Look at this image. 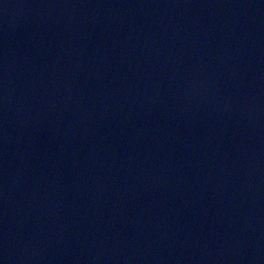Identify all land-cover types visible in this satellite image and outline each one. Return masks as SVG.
<instances>
[{
	"label": "water",
	"instance_id": "1",
	"mask_svg": "<svg viewBox=\"0 0 264 264\" xmlns=\"http://www.w3.org/2000/svg\"><path fill=\"white\" fill-rule=\"evenodd\" d=\"M0 264H264V0H0Z\"/></svg>",
	"mask_w": 264,
	"mask_h": 264
}]
</instances>
